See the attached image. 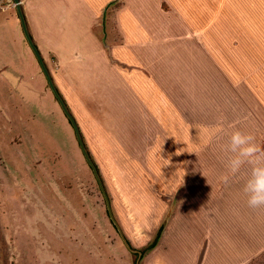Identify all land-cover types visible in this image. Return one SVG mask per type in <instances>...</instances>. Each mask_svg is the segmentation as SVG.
<instances>
[{
  "label": "rangeland",
  "instance_id": "374dc122",
  "mask_svg": "<svg viewBox=\"0 0 264 264\" xmlns=\"http://www.w3.org/2000/svg\"><path fill=\"white\" fill-rule=\"evenodd\" d=\"M247 8L244 0L163 2L156 29L144 23L143 51L127 59L108 55L123 43L112 8L107 54L86 61L87 69L106 62L105 82L89 71L81 78L71 63L81 56L47 58L123 236L145 251L137 261L22 30L6 27L12 0L1 1L0 264L162 259L146 247L167 229L185 177L204 174L198 162L224 154L237 128L264 147V7ZM218 123L224 132L202 147L201 127ZM250 264H264V253Z\"/></svg>",
  "mask_w": 264,
  "mask_h": 264
},
{
  "label": "crops",
  "instance_id": "0c3cea01",
  "mask_svg": "<svg viewBox=\"0 0 264 264\" xmlns=\"http://www.w3.org/2000/svg\"><path fill=\"white\" fill-rule=\"evenodd\" d=\"M182 1L21 0V5L29 33L47 67V58L54 54L81 56L86 59L71 61L81 78L87 79L89 71L95 74L98 81H104L102 74L106 62L101 61L94 68L90 62V69H87L86 61L92 57L103 60L107 54L106 20L112 8L114 11L111 18L118 27L123 43L108 55L116 53L119 59H127V55L135 53L131 49L143 51L144 23L151 22L153 29H156L165 14L161 12L162 3L176 6ZM244 1L248 4V13L252 8L264 7V0ZM15 14L7 21L6 27L10 25L20 33V22ZM4 22L6 20H0V34ZM99 27L102 28V40ZM108 76L112 84L113 75ZM53 79L59 87L58 79ZM198 163L204 174L198 177L195 175L192 179L185 177V190L179 195L176 210L167 229L162 231L159 241L153 247L156 250L159 248L157 253L161 250L162 258L155 264H250L264 253V206L250 208L243 190L251 166L245 164L237 173L231 174L226 167L224 154Z\"/></svg>",
  "mask_w": 264,
  "mask_h": 264
},
{
  "label": "clouds",
  "instance_id": "9594fccd",
  "mask_svg": "<svg viewBox=\"0 0 264 264\" xmlns=\"http://www.w3.org/2000/svg\"><path fill=\"white\" fill-rule=\"evenodd\" d=\"M224 132L221 123L214 126H202L200 137L202 147ZM226 156V167L231 174L237 173L245 164L251 166L249 178L244 185L247 204L250 208L264 206V147L256 142L251 133L234 129L228 136L227 143L222 145ZM227 180V176L224 177Z\"/></svg>",
  "mask_w": 264,
  "mask_h": 264
},
{
  "label": "water",
  "instance_id": "95a60500",
  "mask_svg": "<svg viewBox=\"0 0 264 264\" xmlns=\"http://www.w3.org/2000/svg\"><path fill=\"white\" fill-rule=\"evenodd\" d=\"M13 2V5H14V8H15V11L17 13V16H18V19H19V22H20V26H21V30H22V33L29 45V47L31 48L39 66H40V69L47 81V84L53 94V96L55 97L56 101L58 102L61 110L63 111L64 115L67 117L69 123L71 124L73 130H74V135H75V138L78 142V145H79V148L83 154V157L86 161V163L88 164V166L90 167L98 185H99V188L101 190V193L103 195V198H104V201H105V206H106V209H107V213L112 221V223L114 224V226L116 227V229L118 230L124 244L126 245V247L133 253H136L137 254V261L141 258V255H142V252L137 250V249H134L130 246L129 242L126 240V238L123 236V233L121 231V228L119 227L117 221L115 220V217L112 213V208H111V204H110V200H109V197L107 195V192L104 188V185H103V182L101 180V177H100V174H99V171L97 169V166L96 164L94 163L93 159L91 158L87 148H86V145L83 141V138H82V135H81V132H80V128H79V125L77 123V121L75 120L74 116L72 115L71 111L69 110V107L67 106L63 96L61 95V93L58 91L57 87H56V84L54 82V79L47 67V64L45 62V60L43 59L41 53L39 52L36 44L34 43L30 33H29V30H28V27H27V24H26V20H25V16H24V13H23V9H22V5H21V0H12ZM108 7V5H107ZM107 7H105V10L107 9ZM104 20V18H103ZM104 32V35H106V31L105 29L103 30ZM104 41H105V38H104ZM106 42V41H105ZM107 45V44H106ZM137 261H136V264H137Z\"/></svg>",
  "mask_w": 264,
  "mask_h": 264
},
{
  "label": "trees",
  "instance_id": "16d2710c",
  "mask_svg": "<svg viewBox=\"0 0 264 264\" xmlns=\"http://www.w3.org/2000/svg\"><path fill=\"white\" fill-rule=\"evenodd\" d=\"M163 225H160L159 227H158V229H157V231H156V233H155V235H154V237H153V239H152V241L149 243V245L146 247V249L148 250V249H151V248H153L156 244H157V242L159 241V239H160V237H161V234H162V231H163ZM145 249V250H146ZM144 249L142 250V254H144ZM141 257H142V255H141Z\"/></svg>",
  "mask_w": 264,
  "mask_h": 264
},
{
  "label": "built area",
  "instance_id": "2783aa9c",
  "mask_svg": "<svg viewBox=\"0 0 264 264\" xmlns=\"http://www.w3.org/2000/svg\"><path fill=\"white\" fill-rule=\"evenodd\" d=\"M1 1H2V0H0V4H1Z\"/></svg>",
  "mask_w": 264,
  "mask_h": 264
}]
</instances>
